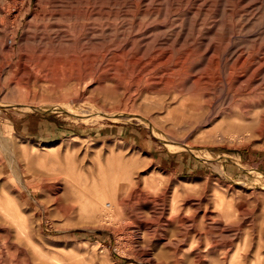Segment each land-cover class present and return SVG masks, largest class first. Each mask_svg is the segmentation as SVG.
<instances>
[{
	"label": "rangeland",
	"instance_id": "374dc122",
	"mask_svg": "<svg viewBox=\"0 0 264 264\" xmlns=\"http://www.w3.org/2000/svg\"><path fill=\"white\" fill-rule=\"evenodd\" d=\"M0 200V264H264V0H0Z\"/></svg>",
	"mask_w": 264,
	"mask_h": 264
},
{
	"label": "bare ground",
	"instance_id": "6f19581e",
	"mask_svg": "<svg viewBox=\"0 0 264 264\" xmlns=\"http://www.w3.org/2000/svg\"><path fill=\"white\" fill-rule=\"evenodd\" d=\"M55 1H57V0H55ZM54 3H55V2H54ZM56 3H57V2H56ZM21 10H22V8L18 10L19 12H18V14L15 15L14 20H17V19L19 18L20 14H21ZM51 11H52V10H51ZM53 11H54V10H53ZM16 13H17V12H16ZM53 13H54V12H52V14H53ZM55 13L58 14L57 11H56ZM49 15H50V14H49ZM54 15H55V14H54ZM52 17H53V15L50 16V18H52ZM56 18H57V17H56ZM56 18H55V19H56ZM42 19H43V18H42ZM52 19H53V18H52ZM52 19H51V20H52ZM48 20H49V19H48ZM49 21H50V20H49ZM43 22H44V21H43ZM18 27L20 28L19 25H18ZM18 30H19L18 28L13 29V30L11 31V34L7 36V40H8V39L11 40V43H8V41H9V40H8V41H7V44H6L7 49H8V52H11V45H12V43L14 42L16 36H17V32H18ZM4 46H5V45H4ZM5 49H6V48H5ZM7 49H6V50H7ZM50 62H51V61H50ZM52 62H53V61H52ZM35 65H36L39 69L43 68V69L52 70V71L54 70V72H56L57 70H59V69L61 68L62 65H64V63H63V64H60L59 62H54V63L35 64ZM35 65H34V66H35ZM27 68H28V66H25L23 72H26V69H27ZM28 73H29V72H28ZM50 73H51V72H50ZM1 200H2V199H1ZM1 200H0V202H1ZM5 202H6V201H5ZM0 205H2V204L0 203ZM3 205H4V204H3ZM3 205H2V207L4 208V206H6V205H4V206H3ZM0 207H1V206H0ZM5 208H7V207H5ZM5 208H4V209H5ZM8 208H9V207H8ZM10 208H12V207H10ZM4 209H2V210L4 211ZM6 210H7V209H6ZM4 212H5V211H4ZM14 214H15V213H14ZM16 214H17V215H15L14 220H15V219H18V217H20V216L18 215V213H16ZM3 215H4V214H3ZM7 215H8V217H9V215H10V217L13 218V216H11L12 214H10L9 212L6 213V216H7ZM8 217H7V218H8ZM9 219H10V218H9ZM19 219H20V218H19ZM19 219H18V220H19ZM21 219H22V218H21ZM23 219H24V218H23ZM24 221H25V220H24ZM24 221H22V222L24 223ZM12 222H13V221H12ZM16 222H17V220H16ZM16 222H15V223H16ZM19 222H21V221H19ZM15 223H14V224H15ZM17 224H18V226H20L19 223H17ZM15 225H16V224H15ZM21 225L24 226V224H22V223H21ZM16 226H17V225H16ZM24 227H26V226H24ZM21 228H22V227H21ZM21 228H20V229H21ZM26 228H27V227H26ZM26 228H25V229H26ZM18 229H19V228H18ZM23 229H24V228H23ZM23 229H22V230H23ZM25 229H24V230H25ZM26 230H27V229H26ZM236 259H237V258H236Z\"/></svg>",
	"mask_w": 264,
	"mask_h": 264
}]
</instances>
